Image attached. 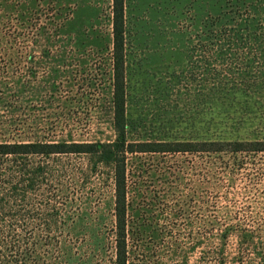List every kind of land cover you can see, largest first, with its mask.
Instances as JSON below:
<instances>
[{
    "label": "rangeland",
    "instance_id": "rangeland-1",
    "mask_svg": "<svg viewBox=\"0 0 264 264\" xmlns=\"http://www.w3.org/2000/svg\"><path fill=\"white\" fill-rule=\"evenodd\" d=\"M212 25L242 30L223 62ZM111 28L112 0H0V143L115 140ZM124 29L126 142L264 141V0H124ZM229 66L251 77L218 84ZM126 158L129 264H264V151ZM90 159L29 157L16 215L0 158V264H115L111 167Z\"/></svg>",
    "mask_w": 264,
    "mask_h": 264
},
{
    "label": "trees",
    "instance_id": "trees-1",
    "mask_svg": "<svg viewBox=\"0 0 264 264\" xmlns=\"http://www.w3.org/2000/svg\"><path fill=\"white\" fill-rule=\"evenodd\" d=\"M219 21V19H218ZM214 25V24H213ZM210 28L205 34V39L215 40V43H208L209 48H217L214 51V56L218 61L223 62L230 56L232 51L229 47L235 44L221 45L217 42L221 40H232L236 37H242L241 28L228 29L224 26L220 28ZM215 26V25H214ZM112 46H111V58L113 62V93H112V128L116 135L115 140L112 143L99 144H66V143H42V142H9L4 141L0 143V158H9L10 165L8 166V187L9 190L6 193V200L10 213L13 209L16 201L25 200L28 194H32L36 190L38 179L42 169L38 165L31 164L28 160L32 156H50L52 154H85L90 156L91 162L96 165L97 163L111 167V173L114 182V213L116 220V233L118 236L116 246V259L115 264H129L128 250L125 243V238L129 228H127L126 216V174H125V162L126 154H147V153H239V152H253L258 153L264 151V141H243V140H221L219 138L209 140H156V141H142V142H126V120H125V46H124V0H112ZM195 39L198 40L195 35ZM190 41H192L190 39ZM199 43V42H198ZM189 53H193L194 47H200L205 49V45L194 44L191 46ZM224 47H228L224 49ZM212 55V50L207 51ZM209 54V55H210ZM235 54L232 53V56ZM245 67L249 69L252 67L250 64H246ZM243 68V72L240 73V69H237V77H232L230 72L233 67H226L227 70L224 74H220L218 84L224 86L235 85L239 75H245L251 77V71H247ZM225 68V69H226ZM255 80V78L253 79ZM221 87V86H219ZM223 89H217L218 95L223 94L228 96L227 92H222ZM241 93V95L248 97L249 95ZM11 214H18L15 210ZM17 222L16 220H12ZM260 261V260H259ZM19 261L13 260L8 264H19Z\"/></svg>",
    "mask_w": 264,
    "mask_h": 264
}]
</instances>
